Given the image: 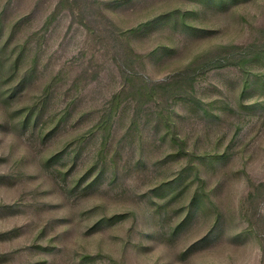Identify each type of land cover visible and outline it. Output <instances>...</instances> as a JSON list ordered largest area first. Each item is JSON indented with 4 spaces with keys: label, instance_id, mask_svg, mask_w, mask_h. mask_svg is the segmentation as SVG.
I'll use <instances>...</instances> for the list:
<instances>
[{
    "label": "rangeland",
    "instance_id": "rangeland-1",
    "mask_svg": "<svg viewBox=\"0 0 264 264\" xmlns=\"http://www.w3.org/2000/svg\"><path fill=\"white\" fill-rule=\"evenodd\" d=\"M0 264H264V0H0Z\"/></svg>",
    "mask_w": 264,
    "mask_h": 264
},
{
    "label": "trees",
    "instance_id": "trees-1",
    "mask_svg": "<svg viewBox=\"0 0 264 264\" xmlns=\"http://www.w3.org/2000/svg\"><path fill=\"white\" fill-rule=\"evenodd\" d=\"M211 67V66H210ZM182 74V73H181ZM180 75V74H179ZM262 186V185H261Z\"/></svg>",
    "mask_w": 264,
    "mask_h": 264
}]
</instances>
